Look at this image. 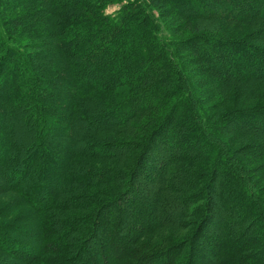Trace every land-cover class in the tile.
<instances>
[{
  "label": "trees",
  "instance_id": "1",
  "mask_svg": "<svg viewBox=\"0 0 264 264\" xmlns=\"http://www.w3.org/2000/svg\"><path fill=\"white\" fill-rule=\"evenodd\" d=\"M0 264H264V0H0Z\"/></svg>",
  "mask_w": 264,
  "mask_h": 264
},
{
  "label": "rangeland",
  "instance_id": "2",
  "mask_svg": "<svg viewBox=\"0 0 264 264\" xmlns=\"http://www.w3.org/2000/svg\"><path fill=\"white\" fill-rule=\"evenodd\" d=\"M117 8H118V5H113V6H111V7L108 8V11H109V12H113V11H115Z\"/></svg>",
  "mask_w": 264,
  "mask_h": 264
}]
</instances>
